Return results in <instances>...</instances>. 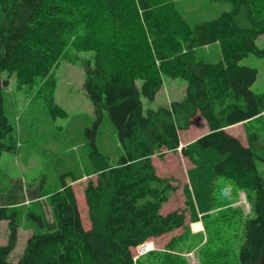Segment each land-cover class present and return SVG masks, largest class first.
I'll list each match as a JSON object with an SVG mask.
<instances>
[{"label":"trees","instance_id":"trees-1","mask_svg":"<svg viewBox=\"0 0 264 264\" xmlns=\"http://www.w3.org/2000/svg\"><path fill=\"white\" fill-rule=\"evenodd\" d=\"M205 1L231 7L214 18L189 20L182 0H0V155L18 151L16 128L4 109L10 77L16 76L19 88L39 85L49 112L65 116L55 101L53 70L71 56L69 48L93 52L94 57L84 60L83 88L96 114L94 129L86 130L96 167L86 175H98L84 189L90 229L84 226L73 185L63 176L61 189L53 193L25 194L22 180L0 190V220L9 226L0 264H13L9 258L18 244L19 209L24 207L34 221L33 232L16 264H189L178 250L172 251L179 245L176 239L169 250L150 251L137 262L132 248L185 226V212L161 213L177 187L158 174L153 156L178 150L179 131L189 129L199 114L209 131L181 148L193 163L184 187L193 219L215 209L222 177L246 193L252 212L240 229L235 216L240 208L232 207L230 199L225 203L220 213L229 224L239 221L231 226L236 233L226 251L201 264H264V171L257 162L264 163V133L247 132L245 145L226 130L264 119V92L252 89L258 70L241 63L250 54L264 57L256 42L264 34V0ZM212 44L220 45L219 60L197 57L199 47ZM165 76L186 79L184 98L146 109L145 100H155ZM106 115L125 150L116 165L95 142ZM23 195L30 197L28 203ZM151 247L145 244L140 250Z\"/></svg>","mask_w":264,"mask_h":264},{"label":"rangeland","instance_id":"rangeland-1","mask_svg":"<svg viewBox=\"0 0 264 264\" xmlns=\"http://www.w3.org/2000/svg\"><path fill=\"white\" fill-rule=\"evenodd\" d=\"M180 7L189 20H201L218 16L224 10L230 9L231 4L205 0H182ZM256 42L259 48H264V34L260 35ZM68 51L71 56L61 59L59 65L53 70L57 80L55 101L66 110L65 116H53L49 112L43 92L39 93V85H25L19 88L17 78L13 75L10 77V84L4 88V109L10 122L16 128L18 151L4 152L0 155L1 191L12 182L22 180L24 188L21 191L25 194L30 191L53 193L61 189L62 176L66 182L70 183L75 175L87 174L96 167V163L90 156L94 149L91 144L92 138L86 132L87 128L94 129L96 114L93 102L83 88L84 60L94 57V54L93 52H76L72 48ZM196 54L200 59L215 62L221 56V48L219 44H212L211 48L199 47ZM241 63L257 68L258 78L252 89L256 92H264V57L250 54ZM186 87V79L165 76L164 85L157 93L155 100L153 102L145 100V108L156 109L169 105L173 100L183 99ZM206 127L208 124L205 118L201 114L195 116L189 129L179 131L181 145L185 146L186 142H192L195 138L192 136L200 135ZM254 129L263 134L264 119H257L245 125L244 129L242 127L231 129L230 133L237 134L238 132L246 141L248 140L247 132ZM95 142L102 155L107 156L112 165H116L119 157L125 152L115 126L107 115L97 127ZM257 162L259 169L264 171V163L260 160ZM153 163L158 174L171 178L177 187V190L163 205L161 213L165 215L175 210L183 211L186 214V223L184 227L160 237H153L142 245L132 248L135 261L137 262L150 251L169 250L168 246L173 239L178 240L179 245L176 244V250L172 251L177 252L178 250L180 255L187 258L189 264H201L213 254L216 256L218 252L226 251L232 236L236 233L235 227L231 226H235L239 221L229 224L220 210L226 207L225 203L229 199L232 202L235 201L232 207L240 208L235 216L240 217V226L237 227L241 229L245 218L252 216L251 204L246 193L239 189L237 191L232 180L222 177L216 192L215 209L209 216L201 214L198 220H194L184 194V187L189 181L187 170L193 166L191 160L182 154L180 147L176 151H167L163 158L157 154L154 155ZM100 164H103L102 158ZM89 179L91 178L81 182L84 185L77 182L74 188L86 229L92 226L84 191V186L85 184L87 186ZM92 179L97 180L96 177ZM21 198L28 203L30 197L23 195ZM41 202L45 205L48 218L52 220L50 206L45 199ZM30 206L34 210H39L35 203ZM27 208L19 209V240L9 258L13 264L23 254L27 239L33 232L30 224L34 221L28 220L24 212ZM196 224L200 228L195 229ZM240 229H238L239 232ZM8 231V221L0 220L1 245L6 244ZM149 243L152 244L151 248L140 250L141 246Z\"/></svg>","mask_w":264,"mask_h":264},{"label":"crops","instance_id":"crops-1","mask_svg":"<svg viewBox=\"0 0 264 264\" xmlns=\"http://www.w3.org/2000/svg\"><path fill=\"white\" fill-rule=\"evenodd\" d=\"M211 46L212 45H209V46H206V47H204V48H211ZM255 120H253V121H251V122H248V123H246V125H249V124H251L252 122H254ZM244 126H245V124H243V123H238V124H235V125H232V126H229V127H227L226 128V130L228 131V132H230V130L231 129H236L237 127H242L243 129H244ZM209 131V127H206L205 128V130L200 134V135H197V134H194L195 136H192V137H195L193 140H195L196 138H198V137H200L201 135H203V134H205V133H207ZM233 135H235V136H237V137H239L240 139H241V141L243 142V144H245V145H248V140H246V141H244V139L242 138V136L240 135V134H238V132H237V134H233ZM191 142V141H190ZM190 142H186V144H188V143H190ZM185 144V145H186ZM89 173V172H88ZM97 174H92V175H90V176H86V174H84V177L83 178H81V179H79V180H77V181H72V182H70L72 185H73V187L75 188V184L77 183V182H84L85 180H87V178H93V177H96L97 178ZM94 180V179H93ZM96 181V180H95ZM82 185H84V183H81ZM85 186H86V184H85ZM85 186H84V189H85ZM27 206H29V204L27 205ZM3 221V220H2ZM9 234V231H8V233H7V235ZM6 235V239L8 240V236ZM31 235V234H30ZM29 235V236H30ZM0 245H1V243H0ZM4 245V244H3ZM19 260V259H18ZM18 262V261H17ZM16 262V263H17ZM15 263V264H16Z\"/></svg>","mask_w":264,"mask_h":264},{"label":"built area","instance_id":"built-area-1","mask_svg":"<svg viewBox=\"0 0 264 264\" xmlns=\"http://www.w3.org/2000/svg\"><path fill=\"white\" fill-rule=\"evenodd\" d=\"M194 228H195V229H198V228H200V227L198 226V224H196Z\"/></svg>","mask_w":264,"mask_h":264},{"label":"water","instance_id":"water-1","mask_svg":"<svg viewBox=\"0 0 264 264\" xmlns=\"http://www.w3.org/2000/svg\"><path fill=\"white\" fill-rule=\"evenodd\" d=\"M181 148H182V145H181Z\"/></svg>","mask_w":264,"mask_h":264}]
</instances>
